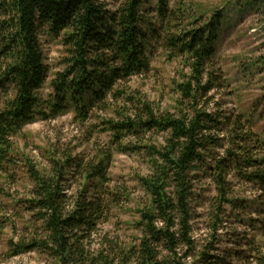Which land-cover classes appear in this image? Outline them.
I'll return each mask as SVG.
<instances>
[{
	"label": "trees",
	"instance_id": "obj_1",
	"mask_svg": "<svg viewBox=\"0 0 264 264\" xmlns=\"http://www.w3.org/2000/svg\"><path fill=\"white\" fill-rule=\"evenodd\" d=\"M256 2L262 1L251 0ZM144 6L145 0H0V172L9 173L17 157L14 139L29 123L71 112L85 122L97 106L118 116L103 121L114 151L141 156L149 169L136 177L146 197L134 222L136 241L124 244L106 235L93 247L98 226L130 200L129 193L110 184L112 150L98 151L88 161L55 150L47 169L24 158L32 183L25 203L31 220L25 234L9 240L8 259L36 252L49 264H183L197 250L191 235V172L215 144L208 132L223 124L207 110L210 94L222 80L212 62L221 13L199 27L186 17L184 3L155 0L161 21L157 28ZM44 33L64 48L63 70L50 81L53 91L47 99L41 96L50 72L41 43ZM151 40L162 42L169 59L181 58L189 71L175 85L179 99L174 113L157 110L129 87L135 77L151 71ZM157 134L164 135L163 144L148 137ZM227 162L221 159L211 169L217 186L211 205L214 226L227 206L237 204ZM246 162L252 168L259 165ZM69 176L79 182L75 196L66 191ZM247 179L258 183L264 196V171L256 169ZM261 232L264 240V226ZM209 249L200 252L199 262L214 264ZM253 250L255 264H264V252Z\"/></svg>",
	"mask_w": 264,
	"mask_h": 264
},
{
	"label": "rangeland",
	"instance_id": "obj_2",
	"mask_svg": "<svg viewBox=\"0 0 264 264\" xmlns=\"http://www.w3.org/2000/svg\"><path fill=\"white\" fill-rule=\"evenodd\" d=\"M250 1V2H249ZM171 0L184 3L185 15L198 26L212 22L216 13H221L220 29L214 44L212 62L220 69L222 80L211 92L208 112L222 118L218 130L208 132L215 144L209 147L204 161L191 172L192 196V237L198 247L192 257L183 259V264H204L198 255L211 247L209 253L214 264H255V251L264 252L261 229L264 226V196L259 184L251 182L247 176L256 169L264 171V0ZM155 0H145L144 12L153 27H161L155 14ZM186 23V22H184ZM152 37V36H151ZM45 63L49 66V81L41 91L47 99L53 89L50 81L54 74L63 70L61 60L64 48L60 41L46 33L41 36ZM149 48L151 71L148 75L135 77L129 87L138 96L145 98L162 112L174 113L179 94L176 83L181 74L188 73L181 58L169 59L168 48L162 42L151 40ZM3 93L0 92V103ZM118 104L114 109H119ZM118 116L111 109L99 106L90 111L89 118L81 122L73 112L58 117L38 118L24 127L14 139L17 149L9 173L0 172V264H49L48 260L36 252L26 253L8 259V242L19 239L28 229L31 214L25 208L32 183L25 170V159L40 169L49 168V156L57 150L58 155L70 152L73 156L83 155L86 161L95 158L98 151L111 149L113 158L109 168L112 186L130 194L114 209L107 222L98 226L93 247H99L104 236L119 239L130 244L136 241L138 232L134 222L139 220L138 207L146 202L145 194L136 177L149 173L146 160L133 153L121 154L114 151L111 132L103 121ZM163 134L151 137L153 144H163ZM134 144V140L126 138ZM239 143V144H238ZM240 147L243 149L241 150ZM234 156L229 158V154ZM226 159L229 166L227 181L231 184L236 207L227 206L219 215L214 226L212 201L217 196L214 182L215 166ZM258 161L254 168L246 165V160ZM237 161V165L233 162ZM213 169V170H211ZM76 177H68L66 191L69 196L79 192ZM197 256V257H196Z\"/></svg>",
	"mask_w": 264,
	"mask_h": 264
}]
</instances>
